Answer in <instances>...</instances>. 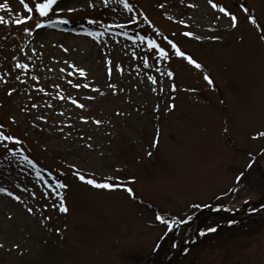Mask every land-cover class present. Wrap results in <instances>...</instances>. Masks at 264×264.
Masks as SVG:
<instances>
[{
    "label": "rangeland",
    "instance_id": "1",
    "mask_svg": "<svg viewBox=\"0 0 264 264\" xmlns=\"http://www.w3.org/2000/svg\"><path fill=\"white\" fill-rule=\"evenodd\" d=\"M5 2L0 264H264V206L201 211L264 196V0H57L45 16Z\"/></svg>",
    "mask_w": 264,
    "mask_h": 264
},
{
    "label": "snow or ice",
    "instance_id": "2",
    "mask_svg": "<svg viewBox=\"0 0 264 264\" xmlns=\"http://www.w3.org/2000/svg\"><path fill=\"white\" fill-rule=\"evenodd\" d=\"M56 2H57V0H42V2H40V0H37V2L34 4V9H35L36 12L39 13L40 16H45L46 13L52 8V6L54 4H56ZM211 2H212V0H209V3H211ZM214 6H218V5H214ZM8 7H10V5H8L6 2L4 4H0V8H8ZM23 7L27 8L29 12H32L33 11V8L29 7L27 3H24L23 4ZM241 7H243V6H241ZM221 11H226V9H223L222 8ZM229 16H230L231 20L233 21V23H235L236 22V19H237L236 16L233 15V14H231V13H229ZM0 19H2V17H0ZM24 19H30V17L25 16ZM249 19L252 20L253 24L256 23L255 19H253L252 17H249ZM17 23H20V21H17ZM36 26L37 27H40V24L38 23ZM27 30L28 29H25V31H27ZM187 35L191 36V35H193V33L188 32ZM148 43H149V45H153V44H155V41H153L151 39H148ZM172 48L176 50V52H177V54L179 56H181V57H184L185 56V53L182 52V51H180L176 47L175 44H172ZM159 54L161 56H166L167 55V53L165 52V49L162 48V47L159 49ZM187 59L193 65H195L197 68L201 67V65L199 63H197V61L194 60L191 56H188ZM19 67H27V65H19ZM79 73H80L81 76H83L85 74L84 71H83V69H79ZM168 75L169 76H172L173 73L169 72ZM204 78L211 83V78L208 75H205ZM150 79H154V78L150 77ZM77 87H80V85H77ZM172 87L175 88V85L173 84ZM69 98L71 99V97H69ZM79 106L81 108L84 107V105H82V104L79 105ZM41 119H44V117H41ZM81 119H86V117H81ZM96 123H100V121H96ZM257 135H264V133H257ZM5 139L6 140H14V139H16V137H14L12 135H8V136L5 137ZM77 176L81 180H84L86 178L85 175H82L80 173H77ZM117 179H119V178H117ZM237 179H239V177H237ZM88 183L93 184V185H95L97 187H103V188H109V189L114 188V187H126L127 188V191L129 193H131L133 191L132 188L127 187V185H117L115 183H110V182H107V181L97 182L96 180L89 178L88 179ZM17 199H19V197H17ZM197 207H199V205ZM60 210L66 212L67 211V208L63 204H61L60 205ZM29 211H31V209H29ZM190 218L191 217H189V219ZM157 219H162V217L158 214L157 215ZM211 230H214V229H211Z\"/></svg>",
    "mask_w": 264,
    "mask_h": 264
},
{
    "label": "trees",
    "instance_id": "3",
    "mask_svg": "<svg viewBox=\"0 0 264 264\" xmlns=\"http://www.w3.org/2000/svg\"><path fill=\"white\" fill-rule=\"evenodd\" d=\"M1 162H3V157L0 158V164ZM28 163L29 165L34 167V171L43 179V180L41 179L42 182L45 183L52 192L56 190L55 187H57L61 191L63 182L62 180H60L59 177H55L51 175L50 173L46 172L45 170H43V168L40 165L36 164L33 161L31 162L28 161ZM218 223H222V221L218 220L215 222L213 219L212 224L203 227L200 233H202V235H206L210 231V228H211L210 226H212V228H215L216 226H218Z\"/></svg>",
    "mask_w": 264,
    "mask_h": 264
}]
</instances>
